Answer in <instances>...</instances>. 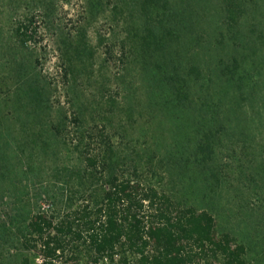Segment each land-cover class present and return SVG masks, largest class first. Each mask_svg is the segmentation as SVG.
Returning <instances> with one entry per match:
<instances>
[{"label":"rangeland","instance_id":"rangeland-1","mask_svg":"<svg viewBox=\"0 0 264 264\" xmlns=\"http://www.w3.org/2000/svg\"><path fill=\"white\" fill-rule=\"evenodd\" d=\"M168 1L159 12L178 33L164 36L163 53L152 59L139 47L145 33L135 6L113 15L111 4L118 0H0V226L15 207L29 210V218L55 223L92 200L91 190L84 192L58 173L60 161L38 155L31 163L28 159L23 130H35L36 124L27 120L28 109L15 104L13 18L30 12L35 32L22 52L43 80L53 110L71 117L58 40L79 27L86 29L96 52L99 80L113 83L115 74L126 73L124 64L135 81L134 114L129 120L121 116L129 137L117 131L119 115L110 122L97 117L101 121L91 127L93 136L85 138L81 152L96 153L101 136H109L118 146L119 180L211 214L218 234L229 233L244 246L247 264H264V0ZM230 2L240 11L229 13ZM173 69L187 84L179 99L162 79ZM95 81L86 85L89 111L98 104ZM52 117L56 122V114ZM66 124L64 139L73 149L76 135ZM77 154L65 162L76 165ZM101 183L98 177L97 193ZM5 229L15 239L6 224ZM5 254L10 255L7 264L21 256L29 264H43L38 248L25 250L16 241ZM90 257L87 247L76 243L54 264H88ZM120 258L100 264H122ZM126 259L133 263V257Z\"/></svg>","mask_w":264,"mask_h":264},{"label":"trees","instance_id":"trees-1","mask_svg":"<svg viewBox=\"0 0 264 264\" xmlns=\"http://www.w3.org/2000/svg\"><path fill=\"white\" fill-rule=\"evenodd\" d=\"M111 5L113 15H121L127 9L133 11V6L136 7L143 18L145 33L139 47L149 58L160 57L163 53L164 36L170 38L178 33L165 22L166 14L159 12L160 6L167 9L168 0H118ZM90 7H95V3L91 1ZM237 10V5L228 3L229 13L234 14ZM13 30V38L18 44L15 77L19 83L13 90L15 104L18 109H28L27 120L29 117L36 124L35 130H23L29 162H33L34 155L50 156L52 163L60 161L58 173L61 172L62 176L66 174L68 180L83 188L84 192L91 190L92 200L91 204L79 210L66 212L55 223L29 218V210L11 209V214L6 217L7 223L0 226V264L8 263L10 255L5 254V250L13 241L25 250L38 248L43 264L59 261L66 250L76 243L87 247L91 254L88 264L113 261L116 256H121L122 264H128L126 255L133 257L132 264H247L244 246L236 244L229 233L218 234L211 214L182 208L164 193L140 188L129 180H119L118 146L112 143L109 136H101L102 145L96 153L81 152L80 146L85 138H92V128L100 119L110 122L114 115H119L117 131L121 137H129L121 116L129 120L134 114L137 87L124 64L125 74L117 73L113 83H103L99 80L102 78L100 70L94 69L96 52L86 29L79 27L73 35L62 36L58 40V59L71 108V117L68 118L60 108L53 110L43 80L34 73L22 52L27 49L26 44L35 32L31 13L13 18ZM173 70V74L162 79H165L170 94L179 99L187 84L178 70ZM95 79L98 104L89 111L91 106L85 98L88 91L86 85ZM113 92L116 94L114 97ZM103 106L108 107L107 111L103 112ZM100 109L102 113L98 112ZM53 114L58 118L56 122L53 121ZM67 120L76 135L73 149L66 145L64 139ZM75 151L78 152V163H66ZM98 177L102 183L97 193L95 184ZM5 224L12 229L10 231L15 239L7 234ZM16 264H29V259L21 256Z\"/></svg>","mask_w":264,"mask_h":264}]
</instances>
